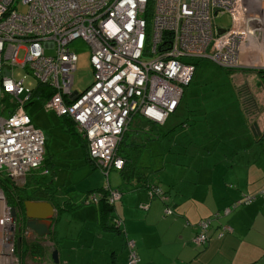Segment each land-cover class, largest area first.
I'll return each mask as SVG.
<instances>
[{"label":"built area","instance_id":"obj_1","mask_svg":"<svg viewBox=\"0 0 264 264\" xmlns=\"http://www.w3.org/2000/svg\"><path fill=\"white\" fill-rule=\"evenodd\" d=\"M218 12L232 19L222 31L213 22ZM76 37L88 42L93 71L81 91L73 88L77 54L68 45ZM203 56L224 68L264 69V0H0V172L21 184L43 162L45 134L23 107L38 84L48 88L39 94L45 106L72 118L90 158L107 173L125 164L117 147L132 115L163 123L192 78L195 58ZM16 65L37 80L24 96L23 77L13 76ZM4 97L14 106L3 112ZM149 191L165 199L160 187ZM120 195L107 184L85 200L113 202ZM251 198L246 194L234 204ZM16 221L0 186V264H19ZM121 223L117 218L115 224ZM209 223L199 221L195 244L207 240ZM125 244L126 264H137L135 240L128 237Z\"/></svg>","mask_w":264,"mask_h":264},{"label":"crops","instance_id":"obj_2","mask_svg":"<svg viewBox=\"0 0 264 264\" xmlns=\"http://www.w3.org/2000/svg\"><path fill=\"white\" fill-rule=\"evenodd\" d=\"M260 100L254 98L253 106L243 105L240 110L239 122L246 133L243 141L232 138V142L225 143L215 153L212 148L220 145L213 140L191 141L201 148L194 151L198 157L196 163L186 168L165 160L170 164L167 169V164L161 162L158 170L166 171L163 177L158 175L162 184L149 181L148 177L123 178L121 175V181L114 183L121 189V195L112 202V212L121 216L123 228L111 227L110 219L101 214L98 202H82L73 209H63L77 214L74 221L81 225L76 236L65 230L72 220L68 219L62 223V228L56 225L59 231L47 241L46 253L31 250L24 256L21 252L20 262L51 264L49 250L58 237L62 244L69 242L72 247L69 254L61 255V264H126L125 240L130 236L136 243L137 264H264V139H258L264 132V111L261 108L255 111V102L264 104V99ZM180 105L181 100L176 110ZM188 169L189 175H175ZM109 184L112 185L110 181ZM149 184L160 187L165 199L151 194L147 189ZM58 194L66 198L61 190ZM246 194L251 200L234 204ZM30 200L32 204L24 205V212L53 219L60 216L50 200ZM165 206L172 211L165 213ZM228 206L231 210L225 213L223 208ZM207 218L210 219L206 227L207 240L195 244L193 236L200 230L198 223ZM223 225H230L232 229L222 231ZM19 233L23 237L17 230L18 240L25 239L23 233Z\"/></svg>","mask_w":264,"mask_h":264},{"label":"rangeland","instance_id":"obj_3","mask_svg":"<svg viewBox=\"0 0 264 264\" xmlns=\"http://www.w3.org/2000/svg\"><path fill=\"white\" fill-rule=\"evenodd\" d=\"M19 10H26V6L20 4ZM146 21L149 30L151 20L147 16ZM213 22L220 28L228 27L232 22L231 15L228 12H218L214 15ZM68 45L77 54L76 69L73 73V88L81 91L93 79L89 61L90 46L81 37L73 38ZM21 57L22 52L18 54V58ZM13 76L23 77L25 90L21 96H24L31 87L37 84L36 78L20 66L13 67ZM181 98L180 107L168 115L165 123L152 127V135L157 134L158 137L148 139L147 146L141 145L133 163H130L128 167V169L139 171V174L144 175L145 179L148 177L149 181L160 182L158 175L163 177L166 171L158 170L157 167L165 160L177 162L186 168L193 166L198 160L194 151L201 149L192 144L193 140H213V143L220 145L212 148L214 153L221 150L225 143L240 138L243 141L245 138L243 134L246 133L242 130L243 127L239 122L240 110L243 109V105L246 108L253 106L254 98L263 101L264 76H261L255 69H243L242 67L229 71L206 56L195 58L192 78L190 83L188 82V85L184 86ZM44 101V96L35 93L31 99L25 101L26 104L23 107L30 113L32 122L40 127L45 134L44 157L54 174L55 185L62 186L67 191L70 188L69 192L76 196L75 199L91 190L99 191L105 185H110L109 181L112 184L110 186L116 188V184L121 181L118 168H112L106 173L93 159L88 158L82 141L75 133L74 125L55 109H48ZM3 103L11 109L14 106L9 99H4ZM257 104L255 102V111L260 108L264 111V104ZM145 120L137 113L132 115L129 124L131 126L134 122L140 123V121L146 124ZM140 135L144 137L146 133L141 131ZM123 147L124 143L121 142L120 148L123 149ZM166 164L168 169L170 164ZM141 170L142 172H140ZM184 173L189 175L191 171L188 169L179 174L175 173V175L182 177L181 174ZM3 177L2 171L0 179ZM160 184L162 183L160 182ZM6 196L9 201L10 197L7 193ZM73 212L62 209L58 213L60 216L57 215L56 218L57 225L60 227L62 223L72 219L70 227L65 230L70 235L76 236L81 224L74 221L77 220V214H73ZM20 224H22L21 220L17 218L16 226L19 227ZM57 228L59 229V227ZM20 242L18 240L17 246ZM20 251L24 252V245L20 244ZM81 251L78 250V252Z\"/></svg>","mask_w":264,"mask_h":264},{"label":"trees","instance_id":"obj_4","mask_svg":"<svg viewBox=\"0 0 264 264\" xmlns=\"http://www.w3.org/2000/svg\"><path fill=\"white\" fill-rule=\"evenodd\" d=\"M151 1L152 0H148L149 5H150ZM194 63H195V61H194ZM226 69L229 71L233 70L230 68H226ZM256 70L258 72H260L261 75L264 76V74H263L264 69L263 68H258ZM46 90L48 91V88L45 87L43 84H38V86L35 87V89H34L35 93H39L41 95H46V93H48ZM4 99H8V98L4 97L2 99L3 112L5 109H7V107H6L7 105L5 103H3ZM29 99H31V98H29ZM42 99H44V98L42 97ZM9 101H10V99H9ZM139 115L142 116L141 114H139ZM62 116H65L72 123V125H74L75 133L77 134V136L82 141V145L85 147L87 157L90 158L85 137L77 130L75 123L71 117H69L67 115H62ZM142 117H144V116H142ZM144 119H146L145 120L146 124H143L142 121H140V123L134 122V124L131 126H130V124H128V126L125 129V131L123 132L121 140L118 144L117 151L119 154H121L125 158L124 166L122 168L118 169L120 171L121 175L123 176V178L131 177L133 175H136V177H138V178H141V177L144 178V175L139 174V171L134 170V169H128V167L130 166V163L131 164L133 163V159L135 158L139 147L141 145L145 146L148 139L153 138V137H158L157 134L154 136L152 135L151 129L153 126H156L160 123L149 120L145 117H144ZM141 131L145 132L146 136L142 137V135H140ZM258 139H262V140L264 139V132L260 136H258ZM121 142L124 143L123 149L120 148ZM44 154H45V152H44ZM45 168L47 169V172L43 171V169H45ZM140 172H142V170ZM0 186L2 187L5 194L7 193L10 197V199H9L10 202L8 201V198H7L8 203L11 206H15L16 208L23 207L26 200L37 199V198H44V199L50 200L57 207L58 211H60L61 209H70V208L73 209L76 206L80 205L82 202L83 203L87 202L85 200L87 192L85 194H83L82 196L78 197L77 199H75L76 196L74 194L72 195L69 192L71 190L70 188L67 191V190H64L62 186L55 185L54 174L52 173L50 166L45 161V157H44L43 162L40 166L32 168L26 174V177H25V180L23 183L20 184V183L15 182L14 180H12L9 177H3L2 179H0ZM154 186L155 185L149 184L147 186L148 187L147 189L154 187ZM59 190H61L62 193L64 192V195H66V198H62L58 194ZM98 204H99V210H100L101 214L110 219V222H111L110 224H111L112 228H115L117 230H120V228H123V219L121 218V216L112 212V210H113L112 209L113 208L112 202H109L105 197H101L98 201ZM117 218H120L122 220V223L119 226H117L115 224V221ZM23 225H24V223L20 224V226L17 227L18 235H20L21 237H23V236L19 232H22L24 230L25 225L24 226ZM128 237H130V236H126V238H128ZM125 242H126V240H125ZM21 245L22 246L24 245V251H26V249L31 247L28 242L24 241L23 238L21 240ZM40 248H41V251L33 250V252H38L40 254L45 253V251L47 252L46 249L43 251L42 247H40ZM135 250L137 252L136 243H135ZM137 254H138V252H137ZM19 264H25V263H24V261H22Z\"/></svg>","mask_w":264,"mask_h":264},{"label":"water","instance_id":"obj_5","mask_svg":"<svg viewBox=\"0 0 264 264\" xmlns=\"http://www.w3.org/2000/svg\"><path fill=\"white\" fill-rule=\"evenodd\" d=\"M224 28H220V31H222ZM31 205V200H26L24 205L27 206ZM12 207V214L16 217L17 216V210L15 206ZM26 220L24 222V225L30 229H32L37 235L42 236L43 238L47 239V237H50L52 234H56L59 229L57 228V218H54L52 216H45V215H39V214H32L30 212L25 211ZM52 237V236H51ZM50 237V238H51ZM49 240V238H48ZM47 240V241H48ZM61 239L56 237L54 241H52V248L49 250V258L51 259V264H61L60 257L62 254H69L72 250L71 244L69 242H63L61 243Z\"/></svg>","mask_w":264,"mask_h":264},{"label":"flooded vegetation","instance_id":"obj_6","mask_svg":"<svg viewBox=\"0 0 264 264\" xmlns=\"http://www.w3.org/2000/svg\"><path fill=\"white\" fill-rule=\"evenodd\" d=\"M17 210V218H19L21 220V223L23 224L26 220V215H25V212L23 211L24 210V206L23 207H20V208H16ZM23 232V235L25 236L24 238V241L28 242L29 245L31 247H29L28 249H26V251L23 252V255H27L31 252V250H35V251H41V248L43 249V251L48 248V243H47V240L48 238L50 237H47V239L43 238L42 236H39L37 235L32 229L28 228V227H24V230L22 231ZM17 240H16V252H17V256H18V263H20V254H21V251L19 252V246H17ZM40 249V250H39ZM46 253V251H45ZM43 254V253H41Z\"/></svg>","mask_w":264,"mask_h":264},{"label":"bare ground","instance_id":"obj_7","mask_svg":"<svg viewBox=\"0 0 264 264\" xmlns=\"http://www.w3.org/2000/svg\"><path fill=\"white\" fill-rule=\"evenodd\" d=\"M262 62L264 63V57H263V59H262Z\"/></svg>","mask_w":264,"mask_h":264}]
</instances>
